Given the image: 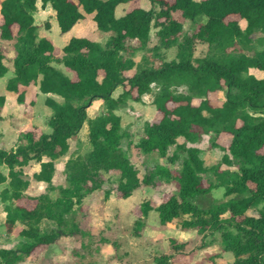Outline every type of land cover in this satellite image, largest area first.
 <instances>
[{"label": "trees", "instance_id": "trees-1", "mask_svg": "<svg viewBox=\"0 0 264 264\" xmlns=\"http://www.w3.org/2000/svg\"><path fill=\"white\" fill-rule=\"evenodd\" d=\"M128 1L40 0L41 8L49 5L54 11L62 33L85 14H92L98 30L111 32L104 44L71 37L62 55L55 56L52 42L37 35L36 0H0V40L12 41L14 51L13 76L6 90L15 92L18 102L24 101L30 85L61 98L44 99L51 109L46 122L50 132L28 126L15 146L0 148V185L6 184L0 201L6 230L22 238L15 247L0 248V264H18L36 255L39 247L82 234L75 214L83 197L101 188V171L117 175L121 197H128L141 184L176 182L177 191L155 207L148 201L140 203L136 233L147 213L155 210L162 225L180 217L182 229L195 230L202 237L218 232L222 250L233 255L229 264H264V46L251 55L229 51L238 43L247 45L255 32H264V0H149V9L134 7L116 17V6ZM175 11L198 22L197 30L181 35L183 26L172 16ZM152 27L157 43L151 49L176 47L175 58L162 59L158 66L147 64L144 56L134 58L137 51L149 49ZM196 41L207 45L203 56L194 57ZM5 58L0 48V77L7 72ZM54 62L75 72L76 79ZM117 87L122 91L114 96ZM153 88L156 118L144 123L134 147L142 154L179 161L180 168L156 163L140 178L121 149V139L128 133L115 110L129 99L140 101ZM95 101L102 102L104 110L89 117ZM4 102L0 95V108ZM84 124L91 149L69 156L64 165L66 184L54 186L55 161L66 155L68 140L76 138ZM202 135H209L210 147L224 152L214 164L206 165L202 150L186 145L199 142ZM177 138L183 142L177 143ZM218 139H226L227 145ZM173 144L175 150L167 155ZM30 161L39 163L33 179L46 184L45 192L35 196L24 193L29 181L22 167ZM206 173L214 181L204 178ZM218 187L223 188L224 198L211 199L210 191ZM54 190L57 196L50 197ZM108 194L105 190L104 196ZM250 209L256 214H249ZM44 220L50 226L42 227ZM169 244L179 250L185 243L170 238ZM205 245L201 241L200 247ZM172 257L173 253L161 254L156 264H171Z\"/></svg>", "mask_w": 264, "mask_h": 264}, {"label": "rangeland", "instance_id": "rangeland-1", "mask_svg": "<svg viewBox=\"0 0 264 264\" xmlns=\"http://www.w3.org/2000/svg\"><path fill=\"white\" fill-rule=\"evenodd\" d=\"M36 5L37 11L33 16L34 23L37 25V35L38 37L44 36L52 42L55 56L62 55V47L71 37H84L104 44L111 35V32H103L96 28L92 14H85L84 18L76 22L70 30L62 33L51 7L47 5L41 8L40 0H36ZM151 6L149 0H130L118 4L114 13L116 17H119L134 7L149 9ZM155 6L157 10L158 7ZM172 16L182 23L181 35L191 34L197 30L198 22L193 23L183 18L179 11L172 12ZM46 23L49 24L48 28H46ZM240 23L243 22L240 21ZM242 27H244L243 24ZM154 33L155 28L152 27L150 41L147 44L149 49L137 51L134 55L136 61L144 56L147 64L158 66L162 59L168 61L175 58L176 47L159 48L158 51L150 48L157 43ZM263 46L264 32L257 31L251 36L247 45L238 43L229 51L234 54L251 55ZM12 47V41L0 40V48L6 55L4 63L8 67L7 75L0 77V95L5 96V103L0 109V114L3 116L0 119V146L4 148L15 146L18 143L19 133L28 126L34 125L42 132H50L46 119L51 109L44 103L46 95L37 91L36 85L29 86L26 90L27 97L23 102H18L15 93L5 88L7 76L13 75L14 51ZM206 52L207 45L196 41L194 57L203 56ZM53 65L69 78L76 79L75 72L63 64L54 62ZM153 90L155 91L153 88L152 93L143 95L140 101L129 99L115 110L120 116L123 131L128 133V136L121 139V149L137 168L140 178L156 163L164 164L172 170L180 168L179 161L170 162L166 157H159L155 153L142 154L134 147V143L142 135L144 123L156 118V108L152 103ZM178 90L182 91L184 87H179ZM121 91L122 88L117 87L113 95L117 96ZM52 97L61 101L59 96L52 95ZM221 99H217L215 103H220ZM103 110L102 102L95 101L88 109V116L93 117L102 113ZM181 142H183L182 138H177V143ZM217 142L224 146L228 143L226 139H218ZM68 143V152L57 159L54 164L55 171L52 177L54 186L66 184L64 173L66 159L71 155H83L91 149L86 124L82 126L77 137L69 139ZM186 145L201 149V157L206 165L216 163L224 153L218 147L209 146V135H202L199 142H186ZM174 150L175 144L170 145L167 155ZM38 168L39 163L34 161L22 167L23 177L29 181L24 191L25 195L35 196L45 192L46 184L35 181L32 177ZM230 169L236 170L234 166H230ZM3 171L6 172L5 169ZM101 173L104 180L101 188L84 196L75 214L82 234L61 237L51 245L39 247L36 255L18 264H156V258L164 253H173L171 264H229L233 260L231 252L222 250L218 232L207 233L202 237L195 230L182 229L180 217L162 225L159 223L157 212L150 210L143 219L144 224L140 231L138 233L134 231V221L140 217V203L148 201L155 207L165 196L177 191L176 182H162L155 187L141 184L128 197H121L116 190L117 175L112 171H101ZM203 177L214 181L210 173L203 174ZM5 186L6 184H1L0 190ZM105 190L109 191L107 197L104 196ZM49 195L50 197L57 196V190L49 192ZM210 197L216 200L223 199V188L212 189ZM248 213L256 214L252 209L248 210ZM41 226L47 227L50 223L44 220ZM170 238H174L177 242H184V247L179 250L172 249L169 244ZM21 239L20 236L6 230L3 203L0 201V248L15 247ZM201 241H204L206 245L200 247Z\"/></svg>", "mask_w": 264, "mask_h": 264}, {"label": "crops", "instance_id": "crops-1", "mask_svg": "<svg viewBox=\"0 0 264 264\" xmlns=\"http://www.w3.org/2000/svg\"><path fill=\"white\" fill-rule=\"evenodd\" d=\"M37 6V5H36ZM75 25V24H74ZM73 25V26H74ZM13 55H14V53H13ZM13 58V57H12ZM7 71H8V67H7ZM4 75H7V72L4 74ZM13 75H10L9 77L7 76V79L8 78H10V77H12ZM37 91H38V89H37ZM36 91V92H37ZM11 92H13V91H11ZM27 92V91H26ZM26 92H25V96H24V100H25V98L27 97L26 96ZM15 93V92H14ZM15 95H16V93H15ZM46 96H51L52 97V94H45ZM4 96V95H3ZM17 96V95H16ZM56 96V95H55ZM4 98H5V96H4ZM54 98V97H53ZM55 99L57 100V101H59V99L58 98H56L55 97ZM5 103V102H4ZM2 108V107H1ZM0 108V109H1ZM47 114H48V111H47ZM50 114H51V112H50ZM49 117V116H48ZM3 118V116L0 114V119H2ZM48 119V118H47ZM47 119H46V122H47ZM69 141V140H68ZM11 147H13V146H11ZM0 148H4V147H1L0 146ZM10 148V147H9ZM5 149H8V148H5ZM47 158L46 157H43V160H46ZM31 162H33V161H30L29 163H28V165L31 163ZM35 162V161H34ZM38 170H39V168H38ZM36 172V171H35ZM36 181V180H35ZM40 183H44V182H40ZM4 211V210H3ZM4 214H5V212H4ZM11 248V247H10ZM20 263H22V262H20Z\"/></svg>", "mask_w": 264, "mask_h": 264}]
</instances>
